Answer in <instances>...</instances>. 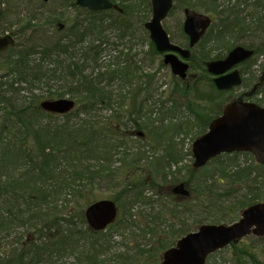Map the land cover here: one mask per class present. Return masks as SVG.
Instances as JSON below:
<instances>
[{
	"label": "trees",
	"instance_id": "obj_1",
	"mask_svg": "<svg viewBox=\"0 0 264 264\" xmlns=\"http://www.w3.org/2000/svg\"><path fill=\"white\" fill-rule=\"evenodd\" d=\"M50 1H36L35 10L14 25L16 45L0 54V264H69V256L72 264H158L192 230L234 223L243 210L264 201V166L254 157L243 166L235 153L220 155L201 170L179 167L182 144L175 140L204 135L233 101V91L217 90L207 64L236 47L255 52L248 70H241V87L259 88L241 99L264 106V75L250 71L264 55V0H173L169 17L178 5L184 16H203L210 25L192 51L187 80L171 75L168 92V81H157L147 60L132 54L146 45L159 72L168 69L145 28L151 0H110L117 8L102 12L60 0L54 1L59 6L51 3L53 12L41 15L39 5ZM248 3L257 15L244 16L240 8ZM12 27L5 31L0 21V35ZM39 27L52 38H33ZM169 35L188 47L183 26L179 37ZM52 82L59 84L56 90ZM62 98L76 102L73 111L58 115L41 108L43 101ZM144 140L151 150L133 149ZM180 183L188 197L172 193ZM107 189L118 190L111 200L119 216L96 232L85 211L101 200L96 191ZM67 198L76 205L68 209ZM116 237L126 242L117 247ZM232 250L238 264L251 259L248 250L237 245Z\"/></svg>",
	"mask_w": 264,
	"mask_h": 264
},
{
	"label": "water",
	"instance_id": "obj_2",
	"mask_svg": "<svg viewBox=\"0 0 264 264\" xmlns=\"http://www.w3.org/2000/svg\"><path fill=\"white\" fill-rule=\"evenodd\" d=\"M152 19L145 28L160 54H165L164 64L170 66L172 73L185 80L190 69L191 49L200 42L210 25L203 16L188 13L184 21V33L189 38L190 48H183L170 39L163 26L173 9V0H152ZM79 7L90 11H107L115 7L109 0H77ZM2 8L0 5V20ZM16 45L12 35L0 37V54L6 53ZM254 56V51L243 47L232 50L223 60H214L207 65L208 72L214 77L219 91H230L242 83L238 65ZM76 102L70 98L46 100L41 108L48 113L64 115L74 110ZM138 136L145 137L143 132ZM248 153L259 165L264 166V107L254 102L233 101L222 114L214 119L208 131L195 140L192 145L193 169L200 170L213 159L223 154ZM174 195H190L185 184L172 189ZM119 209L112 200H100L85 211L89 227L97 232L105 231L118 217ZM255 236L264 238V202L256 203L245 209L239 221L232 224H204L165 251L159 264H206L208 257L233 243Z\"/></svg>",
	"mask_w": 264,
	"mask_h": 264
},
{
	"label": "rangeland",
	"instance_id": "obj_3",
	"mask_svg": "<svg viewBox=\"0 0 264 264\" xmlns=\"http://www.w3.org/2000/svg\"><path fill=\"white\" fill-rule=\"evenodd\" d=\"M1 1V0H0ZM13 1V2H12ZM10 1V4L7 3V0H5L6 4H3L2 2V9L4 8V6L7 7L6 10V17L2 20L1 19V27L2 29H4L5 31L7 29L6 28H10L12 27V30L10 29L7 33H12L15 32L17 29L14 25L18 24L19 21L23 20L24 17L30 13V11L33 9L35 10V8L38 6V4L36 3L37 0H12ZM39 1V0H38ZM54 1H60V0H51L50 3L47 4H43V6L39 5V9L42 7L43 12H41V15H47L49 12H53V8H52V4L54 3ZM119 1L120 0H116ZM137 1H142V0H137ZM226 2V1H224ZM56 4V6H59V2L54 3ZM227 4V3H226ZM16 5L18 6V9L16 10ZM250 3H248V6H242L240 9L244 10V16L246 17H250V15H257V13L254 11L253 7L249 6ZM14 6L15 11L12 12V10L10 9V7ZM223 8L226 10L227 5L223 4ZM8 11V13H7ZM33 12H37L39 14V10L38 11H33ZM33 12L29 15L30 17L34 16ZM38 16V15H35ZM185 16H184V11L183 9H181L178 5L176 6V10L174 11L173 15L171 17H168V19L164 22V26L167 29V31L169 33H171L174 37H179V29L181 28V26H183V22H184ZM148 20V19H147ZM28 21V20H26ZM134 21H136V19H134ZM218 21V18L214 20V24L216 25ZM37 23V21L35 22ZM11 24V25H10ZM44 24V23H43ZM42 28V27H41ZM39 27L38 29H40L39 32H37V34H35V36L33 38L36 37V35H38V38L42 37L41 39L44 38H52L50 36V34H48L49 32L47 31L50 30V28H48V26L46 27L47 29H42ZM37 29V30H38ZM46 32V33H45ZM48 32V33H47ZM32 33L31 31L28 32L27 35H29V37H32ZM5 34V33H4ZM244 38V37H243ZM35 41V43H37V40H33ZM37 41V42H36ZM44 40H42V44H43ZM126 41H124L125 43ZM139 42V41H138ZM148 52V47H146V45H137L135 47V49H133L132 54L134 56V58H136L137 61H142V60H147V66L149 67V71L152 73H156L157 74V81L159 80L168 83L167 87V91H170V85H171V81H172V76L173 74L171 73L170 68L168 67V69H164L162 70V72H159V66L158 63L156 64H152L150 62V57L147 56L145 53ZM110 54V53H109ZM109 54H107V56H109ZM146 55V56H145ZM36 59H39V57H35ZM106 60H109V58H107ZM45 67L47 65H44ZM249 66H251L250 64L248 65V63L245 64V66H243V68H249ZM50 67H48L49 69ZM47 67L44 69L46 70ZM251 72H253V75H255L256 77L259 76H263L264 75V55L263 56H258L255 59L254 64L252 65V68L250 70ZM172 75V76H171ZM195 76H199V74L195 75ZM258 78V77H257ZM56 82H52L51 85H53V88L56 90L57 87L59 86V84ZM254 87V84L251 87H244L239 88L237 90H234L233 94V101H239V99H241V94L244 92H249L251 91V89ZM162 90V89H161ZM164 90V89H163ZM260 98V96H259ZM255 102V101H254ZM215 110H218L217 107H214ZM60 120V119H59ZM44 121V120H43ZM49 120H45V122L47 123ZM44 123V122H43ZM45 124V123H44ZM195 134H192L190 136L184 137V136H180L179 139L175 138V140L181 141V144L179 147H177V153L179 155H183V161L181 163H179V167H182L184 165H190L192 166L194 160H193V156H191L189 153L190 151L192 152V144L193 142V138H194ZM153 138V136L150 133V139ZM141 142V141H140ZM140 142H136L135 146L133 147L134 150H136L137 148H141L142 150L146 149L147 150H151V147L149 146L148 142H146V140L142 141V143ZM147 146V147H146ZM252 155L250 154H239L237 156L236 159V163L237 165L243 166V165H250L252 162ZM235 167V165H234ZM230 169V171H232L234 168H232V166L228 167ZM214 171V170H213ZM218 172V173H217ZM220 173V171H215L213 174L216 175ZM199 177V176H198ZM117 191L113 190V189H107V190H98L96 191V196L99 198L101 197V199H111V197H113V195L116 194ZM223 192V191H221ZM69 199H65V202L67 203V208H71L72 206L76 205V202L73 203V201H71L70 203H68ZM62 205H65L64 203ZM194 231V230H192ZM122 233V231H121ZM124 236L126 238H128V234L124 231ZM126 238H124L122 240L121 237H116V242L117 244H115V246L119 247L122 246L125 242H126ZM12 240V238H11ZM237 247L241 250H248L250 252V257L251 259H248L246 264H264V240H258L256 238H247V239H243L241 242H239L237 244ZM121 251V247L119 249ZM233 254V250L232 247H228L220 252L215 253L213 256H211L208 261L207 264H238L237 261L233 258L232 256ZM74 258L72 256L68 257L67 262L69 264L73 263Z\"/></svg>",
	"mask_w": 264,
	"mask_h": 264
},
{
	"label": "flooded vegetation",
	"instance_id": "obj_4",
	"mask_svg": "<svg viewBox=\"0 0 264 264\" xmlns=\"http://www.w3.org/2000/svg\"><path fill=\"white\" fill-rule=\"evenodd\" d=\"M232 50H233V49H232ZM232 50H231V51H232ZM231 51H230V52H231ZM230 52H229V53H230ZM229 53L227 54V56L229 55ZM227 56H226V57H227ZM226 57H225V58H226ZM225 58H224V59H225ZM221 60H223V59H221ZM250 60H251V59H249L248 61H245L244 63H242V64H240V65H238L237 67H235V70H238V71L240 72V74H241V70L243 69V66H245L246 63H249ZM241 86H242V85H241ZM241 86H240L239 88H242V89H243V87H241ZM239 88H237V89H239ZM258 89H259V88H257L256 86H254V87L251 89V91H249V92H244V93L241 94V96L244 95V96H247V97H248V96H250L251 94L256 93V92L258 91ZM241 96H240V97H241ZM231 247H233V246H231Z\"/></svg>",
	"mask_w": 264,
	"mask_h": 264
}]
</instances>
